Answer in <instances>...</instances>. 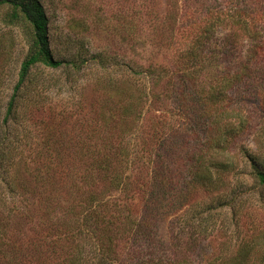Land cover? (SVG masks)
Wrapping results in <instances>:
<instances>
[{
	"label": "rangeland",
	"instance_id": "374dc122",
	"mask_svg": "<svg viewBox=\"0 0 264 264\" xmlns=\"http://www.w3.org/2000/svg\"><path fill=\"white\" fill-rule=\"evenodd\" d=\"M254 1L40 0L48 18L49 47L53 56L64 63L58 68L33 66L15 93L19 114L13 121L15 128L9 127L5 136L12 138L16 133L17 139H21L14 145L18 152H23L28 166L27 169L19 167L32 174V181L38 175L37 179L50 190L61 191L57 194L61 201L70 192L71 179L79 181L86 165L84 161L76 168V153L94 151L98 156V152L111 149L108 157L126 178L127 188L106 189L105 197L124 199L128 212L136 219L143 214L152 216L156 221V237L166 249L176 242L174 236L189 231L188 221L194 222L198 214L209 212L202 207L205 201L217 194L226 195L225 201H228L237 193L231 204L223 203L221 208L209 212L217 219L220 230L207 232V237L192 253L193 258L197 262L226 260L244 244L251 249L247 262L264 264V185L252 181L251 162L247 159V153L257 152L264 164V60L250 72L246 82L227 89L224 101H214L212 105L203 101L208 106L203 109L190 89L180 88L178 94L169 81L172 71L183 67L179 66V52L201 34L200 19L209 17L218 5L235 10L248 8L253 17L257 10ZM8 10V5L0 4V124L14 96L21 63L28 52L24 28L6 20ZM223 19L216 23L209 39L217 44L226 40L233 44L247 42L250 32L242 31L239 21L234 22L237 18ZM248 24L251 29V22ZM212 49L216 51L214 46ZM98 53L107 60L92 59ZM240 53L239 49L229 50L223 57V65L213 71L232 74ZM78 55L81 58L76 61ZM128 63L138 72L132 73L125 65ZM149 66L160 73L166 69L156 86L144 69ZM150 90L157 98H153ZM144 93L146 96L142 98ZM185 98L192 108L183 114L177 103ZM131 100L141 104L134 108L132 115H122L121 107ZM204 112L210 118L204 120ZM216 119H220V127L229 124L231 130L217 139L218 144L210 146L205 143L211 137L208 128L212 123L216 125L213 122ZM240 121L242 130L232 129ZM172 131L176 133L170 142L165 141ZM218 136L221 135L213 138ZM107 139L111 144H105ZM184 143L189 145L188 149ZM204 147L214 159L217 158L214 155L221 158L220 154H224L233 162L234 169L223 172L219 170L221 167L212 164L216 188L208 192L190 182L185 190L182 183L190 177L184 154ZM122 150L128 153L127 158L121 154ZM167 151H175L174 173H178L180 165L184 171L177 175V182H171V188L157 186L153 192L152 178L161 167L153 160ZM139 155L142 160L138 159ZM2 169L0 184L5 174ZM14 175L15 181L21 183L23 169ZM103 182L106 187L109 185L108 178ZM153 193H157L156 203L163 207L160 211L150 206L152 197L155 198ZM3 194L11 198L9 192ZM18 197L16 194L15 198ZM171 199L177 204L173 209L164 210ZM137 243L133 233L123 240L124 249L129 252L136 251Z\"/></svg>",
	"mask_w": 264,
	"mask_h": 264
},
{
	"label": "trees",
	"instance_id": "16d2710c",
	"mask_svg": "<svg viewBox=\"0 0 264 264\" xmlns=\"http://www.w3.org/2000/svg\"><path fill=\"white\" fill-rule=\"evenodd\" d=\"M254 2L257 10L253 17H251L253 12L248 8L235 10L233 7L225 8L218 5L212 9L215 11L209 17L200 19L201 34L196 35L191 43L179 52L178 60H181L179 66L183 67H178L171 73L169 81L173 88L176 87L175 91L178 94L180 88L187 91L190 89L191 95L196 97V101L197 98L198 101H201L203 109L208 107L203 101H208L211 105L214 104V101H224L229 87L249 79L246 77H249L250 72L264 60V0ZM0 4L8 5L9 10L5 14L6 20L22 25L28 41V52L21 63L14 96L9 101L6 115L0 124V135H4L0 137V144H2L0 168H3L2 171L5 172L1 179L3 183L0 184V264H251L246 260L251 249L244 244L240 245L226 260L214 258L209 261L197 262L192 255L198 243L207 237V232L211 233L215 229H219V225H216L217 219L209 212L221 208L223 203L231 204V200L237 193L228 201H225L226 195L220 194L207 202L205 201L202 207L204 206L209 212H206L205 215L198 214L194 217V222L188 221L187 230L189 231H184V235L174 236L176 242L171 243L173 246L170 245V248L166 249L168 247L162 246L160 239L156 237V221L152 220V216L143 214L139 216V219H136L131 212H128V206L124 199L113 200L105 197L106 189L126 187L124 184L126 178L124 179L117 166L112 165L113 159L108 157L111 149L104 150L102 153L98 152V156L94 151L76 153V168L84 161L86 165L79 181L71 179L69 182L70 192L66 196L64 195L66 198L64 197L61 201V198L57 197L61 191L50 190L48 185H44L43 181L37 179L38 175L33 176L35 180L30 179L32 174L26 172L28 164L23 152H18L14 145L21 139H17L16 133L12 138L5 136L9 127L10 129L15 128L12 126L13 121L19 114L16 109L18 101H15V93L23 85L33 66L42 64L49 68H58L64 61L56 59L49 47L48 18L40 0H0ZM226 16L237 18L234 22L239 21L242 31L250 32L247 42L233 44L226 40L217 44L209 39L214 32L216 23ZM249 22L252 24L251 29H249ZM213 46L216 51L212 49ZM236 49H239L241 53L236 58L237 64L235 71L231 72V76L228 74L229 72L213 71L223 65V57L226 52ZM78 57L80 55L76 57V61L79 60ZM92 59L105 62L107 57L98 53L92 55ZM81 63L83 62L81 61ZM71 64L73 65V61ZM125 65L132 73L138 72L131 64ZM149 67L144 69L151 77L152 85L156 86L166 69L160 73L156 70L157 68ZM76 68L79 69L77 65ZM138 68H142V66L139 65ZM232 77L233 79H231ZM149 93L154 99L157 98L154 93H151V90ZM129 96L132 97L131 94ZM145 96L144 93L142 98ZM185 101L188 99L185 98L182 102L177 103L183 114L192 108ZM139 104L141 101H128L121 107V114L132 115L135 111L134 108ZM203 116L204 120L207 117L210 118L208 112H204ZM187 118V124L191 123L189 116ZM219 120H214L216 125L213 126L212 123L208 128L211 137L205 143H210V146L217 143V139L223 135L230 133L229 124L220 127ZM242 125L243 123L240 121L232 129L242 130ZM175 133L176 131L169 133L170 137H166L165 141L170 142ZM217 134L221 136L213 138V135ZM165 141L159 144H164ZM105 144H111L110 140L107 139ZM185 145V148L188 149L189 145ZM208 148H195L196 152L193 153L184 151L186 152L184 163H188L187 175L190 177L188 181L182 183L185 190L190 182L196 186H202L208 192L216 188L212 164L221 167L219 170L223 172H231L234 169L233 162L224 154H220L221 158L216 155H214L217 157L216 159L210 157L207 154ZM220 149L222 148L220 147ZM174 152L167 151L164 154L161 152L162 154L156 155V158H159L153 160L154 164L156 162L161 165L156 172L157 176L152 178L153 192L157 191V186H160V189L171 188V182H177L176 178L184 171V167L180 165L178 173H174V162L177 160L175 158L174 161ZM121 154L124 158L128 156L124 150L121 151ZM86 156L89 158L83 159ZM140 156L138 159L142 160ZM178 157L183 163L180 155ZM247 159L251 162L249 176L252 181L264 185V164L261 155L259 156L257 152L247 153ZM19 166H24L26 169ZM21 169H23L24 178L20 179L22 181L20 183L15 181L14 174H18ZM107 178L109 185L106 187L103 181H107ZM38 182L39 188L37 187ZM4 191L11 194L10 199L4 196L3 193H6ZM157 193L156 195L153 193L155 198L152 197L150 206L160 211L163 207L159 202L156 203ZM16 194H19L18 198H15ZM176 204L171 199L164 210L173 209ZM125 211L127 212L125 213ZM148 214H150L149 210ZM130 233H133L138 240V248L135 252L124 249L123 240Z\"/></svg>",
	"mask_w": 264,
	"mask_h": 264
}]
</instances>
